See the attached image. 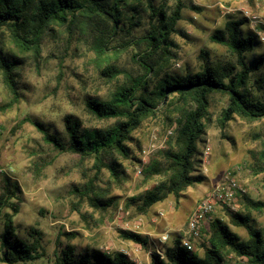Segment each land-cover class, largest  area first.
<instances>
[{"label":"rangeland","instance_id":"rangeland-1","mask_svg":"<svg viewBox=\"0 0 264 264\" xmlns=\"http://www.w3.org/2000/svg\"><path fill=\"white\" fill-rule=\"evenodd\" d=\"M151 1L166 14L173 12L177 4V0ZM181 1L180 19L162 46L164 50L151 60L157 74L149 75L139 90L157 105L156 113L131 132L125 142L127 157L115 151L104 156L106 164H118L117 176L107 167L96 171L92 156L56 150L44 141L33 122L64 142L67 115L77 118L81 128L87 129H104L115 122L114 118L97 119L88 111L86 101L106 99L129 77L143 74L133 55L145 48L138 40L148 28L145 0L133 3L134 9L127 8L128 16L134 17L124 20L123 29L111 35L112 49L103 56H97L92 45L96 20L74 27L50 26L37 56L33 51L18 50L8 30L0 29V48L15 63L19 95L17 102L7 106L12 93L0 74V168L5 170L0 172V194L4 177L18 186L10 199L18 209L14 212L9 206L2 207L0 233L10 221L17 236L27 242L38 240L37 254L25 264H55L56 255L67 247L75 254L93 250L121 252L135 264H148L152 252L162 253L174 237L185 236L191 214L226 174L235 183L234 209L215 202L209 216L201 220L199 236L191 240V250L202 255L200 243L207 241L211 218L221 219L241 238H246V230L231 224L229 213L249 214L256 227L264 229V212L247 209L243 200L245 195L264 202V171L259 155L264 146V118L246 121L233 115L220 127V114L228 96L219 92L208 95L204 130L193 159L196 173L203 176L201 182L188 186L177 199L169 194L148 208L142 206V197L167 180L165 172L148 174V164H165L162 153L173 144L177 119L183 110L194 107L176 93L162 99L157 83L166 76L199 72L206 62L236 64L235 55L211 38L224 30L228 20H243L241 33L253 38L246 62L256 63L260 58V63L251 73L248 90L264 100V0ZM246 11L255 19L247 17ZM106 64H115L123 72L109 80L100 72ZM259 78L263 80L260 85L256 82ZM206 147L209 153L205 156ZM89 198L96 199L98 205L94 206ZM103 202H107L104 208L100 206ZM125 231L144 236L147 244L124 238ZM162 235L167 236L163 242ZM225 259L226 264H244L233 254Z\"/></svg>","mask_w":264,"mask_h":264},{"label":"trees","instance_id":"trees-1","mask_svg":"<svg viewBox=\"0 0 264 264\" xmlns=\"http://www.w3.org/2000/svg\"><path fill=\"white\" fill-rule=\"evenodd\" d=\"M142 0H0V29L8 30L13 45L21 52L33 51L37 56L40 42L45 32L52 25L74 27L88 21L96 20L93 31V48L97 56H103L112 49L111 38L114 32L121 31L124 20L130 21L134 15L128 16V10L134 9L133 3ZM149 10L148 28L138 38L145 48L133 55L143 74L129 77L128 82L117 86L106 99H90L86 101L88 111L97 119L114 118L115 122L104 129L81 128L77 118L70 115L64 117V129L67 141L46 131L41 124H33L42 132L43 139L58 151L77 153L81 157L92 156L96 171L107 167L113 176H117L118 164L105 163V155L115 151L127 157L128 148L125 142L132 131L136 130L142 121L156 113V106L149 98L139 94L140 87L152 73L157 74L152 58L167 44L174 25L180 19L183 7L177 0L175 9L170 14L156 7L151 0H145ZM243 20H228L224 30L212 35V40L223 44L236 57V64L226 62H206L199 72L186 73L181 76H166L157 83V93L162 99L176 93L183 101L193 103V108L183 110L177 119L173 144L162 155L164 163L152 162L147 166L148 174L165 172L166 182L160 183L147 192L141 199L143 208L165 199L172 194L176 199L188 186L201 182L203 176L196 173L194 157L197 153V142L204 130V119L207 115L208 95L224 93L228 103L221 111L219 125L223 127L233 115L246 121H258L264 118V100L254 96L249 90L250 76L259 67L256 63L248 64L246 56L253 48V38L241 33ZM101 25H103L101 27ZM15 63L0 48V74L5 85L12 93L7 104L11 106L18 101L14 78ZM100 72L112 80L123 71L115 64H106ZM262 79L256 80L257 84ZM261 169L264 171V146L259 152ZM87 188L89 186L87 185ZM86 188V189H87ZM18 186L4 177L3 191L0 194V214L2 207L9 206L14 212L18 206L11 202L16 195ZM94 206L96 199H91ZM247 209L264 212V202L251 200L243 195ZM95 202V203H94ZM107 202L100 204L101 207ZM229 221L246 230V238H241L236 232L219 218H211L208 222L207 241L202 242V255L191 248L185 247L180 235L174 237L170 245L162 248V256L156 251L150 255L148 264H226V255L233 254L242 259L244 264H264V229L256 227L249 214L239 212L229 213ZM37 233V232H36ZM126 239L147 244V239L134 232L125 231ZM39 242L33 239L27 242L14 232L10 221L0 233V261L7 264H25L37 254ZM55 264H135L121 252L105 253L93 250L83 254H75L71 247L61 250L56 255Z\"/></svg>","mask_w":264,"mask_h":264},{"label":"built area","instance_id":"built-area-1","mask_svg":"<svg viewBox=\"0 0 264 264\" xmlns=\"http://www.w3.org/2000/svg\"><path fill=\"white\" fill-rule=\"evenodd\" d=\"M247 17H250L251 19H255V16H252L248 13V11L245 12ZM168 133H171V131H168ZM209 153V147H206L204 149V155L206 156ZM5 170L3 168H0V172H4ZM234 187L235 183L230 178L229 174H226L224 176V179L217 183L215 187L211 190V192L208 193L207 197L204 198L196 207L194 212L191 214L190 218L187 222L186 230L184 231L185 236L181 238L182 244L187 248H192L191 240L199 236L200 232V225L201 220L204 217H208L213 209V205L215 202H220L222 204H225L229 206L230 208H233L234 204ZM234 209V208H233ZM167 239L166 235L161 236V242L165 241ZM162 256V253L160 251H157Z\"/></svg>","mask_w":264,"mask_h":264}]
</instances>
